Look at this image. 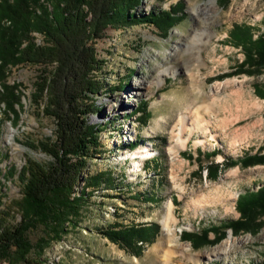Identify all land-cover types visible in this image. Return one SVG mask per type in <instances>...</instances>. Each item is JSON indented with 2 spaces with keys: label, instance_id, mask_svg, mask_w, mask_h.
<instances>
[{
  "label": "rangeland",
  "instance_id": "1",
  "mask_svg": "<svg viewBox=\"0 0 264 264\" xmlns=\"http://www.w3.org/2000/svg\"><path fill=\"white\" fill-rule=\"evenodd\" d=\"M173 7L180 13L171 28L143 23L108 29L97 40L99 57L108 61L99 72L108 88L98 96L103 111L89 120L107 124L100 136V152L89 161L86 175L102 172L113 182L97 189L86 203L79 225L47 249L41 264L264 262V225L255 234L234 235L229 229L221 242L199 248L181 238L184 231L201 232L237 219L240 195L264 184V164H227L264 153V98L255 91L256 84L264 85V70L257 75L220 77L232 73L245 59L243 49L229 42L234 25L254 27V38L263 31L264 0L225 4L219 0H144L138 11L163 13ZM36 41L42 43V36L36 35ZM165 69L170 73H162ZM41 73L40 67L30 64L13 68L9 81L18 84L23 94L18 118L10 119L0 109V190L6 205L22 196L21 184L17 176L10 177L9 170L20 171L29 157L44 164L52 161L39 145L55 139L56 122L44 113V104L33 101ZM119 82L127 84V89L116 88ZM143 103H147L148 114L127 119ZM181 113L187 115L188 123L197 117L210 120L211 132L206 137L194 132L183 147L177 140ZM245 128L248 131L242 133ZM189 133L185 131L184 138ZM200 139L206 144L197 143ZM133 143L136 145L130 147ZM146 147L154 151L153 157H142L140 151ZM135 153L141 160L138 168ZM217 161L224 167L208 176V166ZM83 185L82 181L78 189ZM168 202L173 218L171 230L164 231ZM10 221L17 223L20 215L14 213ZM117 225L153 228H148L150 235L138 243L140 252L136 253L102 233ZM230 234L249 238L222 253L220 248ZM160 244L162 250H156Z\"/></svg>",
  "mask_w": 264,
  "mask_h": 264
},
{
  "label": "trees",
  "instance_id": "2",
  "mask_svg": "<svg viewBox=\"0 0 264 264\" xmlns=\"http://www.w3.org/2000/svg\"><path fill=\"white\" fill-rule=\"evenodd\" d=\"M230 1L219 0L222 4ZM143 2L0 0V109L10 119L18 118L17 106L21 105L23 94L18 84L10 83L9 77L13 68L30 64L40 67L42 72L34 85L33 101L44 104V113L56 122L55 139L39 145L52 161L44 164L29 157L20 171L9 170L10 177L17 176L21 184L22 196L18 200L6 205L0 190V264H41L47 249L79 225L82 211L97 189L102 184L112 185L110 175H86L89 161L100 152V136L107 124L89 120L103 111L98 96L108 88L99 75L108 61L99 57L95 44L108 29H126L143 23L171 28L176 24L180 13L177 8L142 14L138 10ZM262 25L263 31L257 38L253 36L254 27L234 25L229 42L243 49L245 59L221 78L242 73L257 75L264 70V18ZM36 35L42 36V43L36 41ZM116 88L124 91L127 84L119 82ZM255 91L264 98V85L256 84ZM146 104L128 114L127 119L137 113L148 114ZM227 164H264V153L259 151ZM211 169L209 165L208 176ZM82 181L84 185L79 190ZM237 209L240 216L225 226L201 232L184 231L181 238L199 248L221 242L229 229L234 235L257 233L264 225V184L241 194ZM16 212L20 221L13 224L10 218ZM148 228L153 226L117 225L102 233L137 253L138 243H144L150 235ZM210 233L215 235L213 239ZM33 234L35 239L31 238Z\"/></svg>",
  "mask_w": 264,
  "mask_h": 264
},
{
  "label": "bare ground",
  "instance_id": "3",
  "mask_svg": "<svg viewBox=\"0 0 264 264\" xmlns=\"http://www.w3.org/2000/svg\"><path fill=\"white\" fill-rule=\"evenodd\" d=\"M162 73H170V72H169V69H165ZM146 82H147V80H146ZM146 82H144V83L146 84ZM162 83H163V80L160 81V84H162ZM218 86L222 87L223 84H219ZM212 92H215V89H213ZM187 120H188V117H187L186 114L181 113L179 115V120L178 121H179V126L180 127H179V132L177 133V140L183 147H185L187 145V143L189 142V139L192 137L194 132H201L204 135V137H206L211 132L210 131L211 121L210 120L199 118V117H197L195 122H192V123H188ZM248 128H253V126H249ZM185 131H189L190 132L189 136L186 137V138H184ZM247 131H248L247 128H245L242 133H246ZM213 137H215V136L212 135V138ZM206 142L207 141L205 139H200V140L197 141V143H199L201 145L202 144L203 145L206 144ZM169 151H170V153L172 152L171 149ZM140 152H141L143 158L153 157L155 155L154 151L149 149V148H147V147L145 149L141 150ZM140 152H138V154ZM134 158H135V163L134 164L138 168L140 166V164H141V160H139L137 158V153L134 154ZM226 209H228V208L226 207ZM172 212H173L172 204H171V202H168L167 203L166 218H163L164 231L171 230L170 226H169L170 225L169 223H170L171 218H173L172 217ZM248 238L249 237H247V238H235L232 234H230L228 239L222 244V247L220 248L221 249L220 252L228 253L233 247L242 245ZM162 247H163V244H160L159 246L156 247V250H158V249L160 250ZM186 249H189V247H186Z\"/></svg>",
  "mask_w": 264,
  "mask_h": 264
},
{
  "label": "crops",
  "instance_id": "4",
  "mask_svg": "<svg viewBox=\"0 0 264 264\" xmlns=\"http://www.w3.org/2000/svg\"><path fill=\"white\" fill-rule=\"evenodd\" d=\"M220 161V160H219ZM219 161H217V163H212L211 165H212V168H213V170H212V174H211V177H213L214 175H213V173H214V170L217 168H219V167H224L223 165H224V163H222V164H220L219 163Z\"/></svg>",
  "mask_w": 264,
  "mask_h": 264
}]
</instances>
